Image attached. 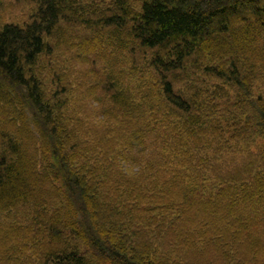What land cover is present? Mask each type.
I'll return each instance as SVG.
<instances>
[{
  "label": "trees",
  "instance_id": "1",
  "mask_svg": "<svg viewBox=\"0 0 264 264\" xmlns=\"http://www.w3.org/2000/svg\"><path fill=\"white\" fill-rule=\"evenodd\" d=\"M20 1L0 264H264V0ZM61 45L90 71L53 66L50 88Z\"/></svg>",
  "mask_w": 264,
  "mask_h": 264
},
{
  "label": "rangeland",
  "instance_id": "2",
  "mask_svg": "<svg viewBox=\"0 0 264 264\" xmlns=\"http://www.w3.org/2000/svg\"><path fill=\"white\" fill-rule=\"evenodd\" d=\"M31 14V8L30 5L25 3V2H17V0H0V23H4V22H18V23H22L24 20H27L29 18ZM51 58H44L43 59V65L44 67L42 68L43 71V75L46 77V82L48 87L50 88H54V84L51 81H54L53 79V66L55 68H58V75L56 76V79L60 78L61 76L59 75L62 70L60 71V66H63L64 68H68L69 66H71L72 68H75L76 71H90L89 70V66H87V64L83 65L82 61L77 59L75 57V54H73L70 49L64 45H61V48L59 50H56L55 52V56H54V52L53 55L50 56ZM86 63V62H84ZM48 69L51 70V73L48 71ZM84 73V72H83ZM59 76V77H58ZM255 79V78H254ZM253 79V80H254ZM258 83L257 80L253 81V85L256 86H261L264 85V74L259 76L258 78ZM212 84L214 83H219L220 85L221 82L220 81H211ZM255 95H258V93H262L264 92L262 87H259L258 91H253ZM79 98L84 100L85 103V109H90L91 107L95 106L94 105V98H92L90 101L86 100L84 98L83 95H79ZM76 104V101H74ZM90 102L92 104H90ZM73 104V103H72ZM78 108H81L83 106V102H81L80 100L78 101V103L75 105ZM80 111L82 112V109H80Z\"/></svg>",
  "mask_w": 264,
  "mask_h": 264
}]
</instances>
